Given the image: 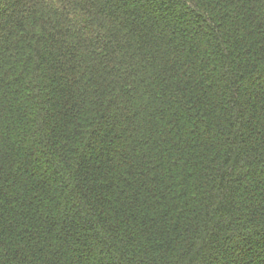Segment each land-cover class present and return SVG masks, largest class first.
I'll return each mask as SVG.
<instances>
[{"label": "trees", "instance_id": "16d2710c", "mask_svg": "<svg viewBox=\"0 0 264 264\" xmlns=\"http://www.w3.org/2000/svg\"><path fill=\"white\" fill-rule=\"evenodd\" d=\"M0 264H264V0H0Z\"/></svg>", "mask_w": 264, "mask_h": 264}]
</instances>
